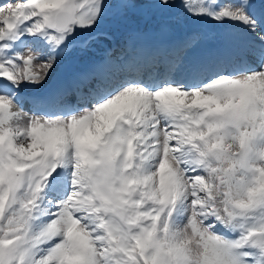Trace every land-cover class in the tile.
Listing matches in <instances>:
<instances>
[{"label": "snow or ice", "instance_id": "obj_1", "mask_svg": "<svg viewBox=\"0 0 264 264\" xmlns=\"http://www.w3.org/2000/svg\"><path fill=\"white\" fill-rule=\"evenodd\" d=\"M0 264H264V0H0Z\"/></svg>", "mask_w": 264, "mask_h": 264}, {"label": "bare ground", "instance_id": "obj_2", "mask_svg": "<svg viewBox=\"0 0 264 264\" xmlns=\"http://www.w3.org/2000/svg\"><path fill=\"white\" fill-rule=\"evenodd\" d=\"M210 25H212V24H210ZM213 28H214V24H213ZM209 30H211V28ZM219 32H220V30H219ZM176 33H179V35H172V33L171 34L170 33L169 34L168 33L160 34L155 29H152V30H148V33H145V34L142 33L140 42L147 47L167 46V45L183 38L181 31L176 32ZM204 35L208 38V36L206 34H204ZM170 37H173V39H171ZM174 37H176V39ZM219 40L215 39L214 43H211L212 41L209 42V40L202 42L200 44V46H198L195 50L190 51L191 54H189V56L191 58H199L203 55H206L209 51H207L203 46L208 44V43H211L214 45V47H215L214 49H217V48L222 46V42H221V40L220 41ZM122 43H120V44L116 43L115 44V42H114L109 47V50L110 49L114 50L112 54L116 55L118 52L120 53V46ZM103 44H104V42H103ZM103 44L97 43V44L93 45L92 50L90 52H88L87 54H82L78 49H76L70 55H68L64 59H62L59 62L55 73L53 74V82L56 79L60 78L62 76V73H64V72L69 74V78H67V79L62 78L61 82L67 81L75 73L85 71V70H87L93 66L102 64L105 61L106 53L108 52V51L106 52V50H104ZM112 58L116 59L117 57L112 56ZM85 62H86V64H85ZM32 92H33V90L31 88H29L26 95H30V94H32ZM24 109L27 112L29 110V105L25 104Z\"/></svg>", "mask_w": 264, "mask_h": 264}, {"label": "rangeland", "instance_id": "obj_3", "mask_svg": "<svg viewBox=\"0 0 264 264\" xmlns=\"http://www.w3.org/2000/svg\"><path fill=\"white\" fill-rule=\"evenodd\" d=\"M177 2L179 3V0H177ZM210 24H212V25H210ZM213 24H214L213 22H195V21H192V20H182V21H178L177 23H175L173 25L171 31L168 32V34L172 33V35H179V33H176V32H180L181 31V34H182L183 38L185 36L191 35V34H206L208 36V38L206 40L207 41L209 40V42L212 41L211 43H214L215 39L216 40L220 39V38H218L219 37L218 34L222 33V31L224 32V30L227 31L228 29L218 28V27H216L215 24H214V28H213ZM138 27H139V30H140L141 34L142 33L143 34L148 33V30L154 29L150 22H142ZM210 28H211V30H209ZM219 30H220V32H219ZM102 31L108 32L110 34V36H111V39H101L100 40L99 44H101V43L103 44V42H104V44H103L104 45L103 46L104 50L109 49V47L114 42H115V44L116 43L120 44L126 39V36L124 37V35H126L125 32H116L110 26H105L102 29ZM170 38L173 39V37H170ZM174 38L176 39V37H174ZM112 56H114V54H112Z\"/></svg>", "mask_w": 264, "mask_h": 264}]
</instances>
